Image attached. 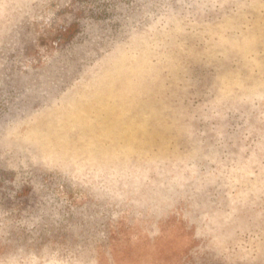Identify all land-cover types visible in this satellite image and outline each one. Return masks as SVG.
<instances>
[{
    "label": "rangeland",
    "instance_id": "374dc122",
    "mask_svg": "<svg viewBox=\"0 0 264 264\" xmlns=\"http://www.w3.org/2000/svg\"><path fill=\"white\" fill-rule=\"evenodd\" d=\"M0 264H264V0H0Z\"/></svg>",
    "mask_w": 264,
    "mask_h": 264
}]
</instances>
